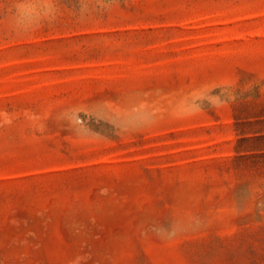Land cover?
I'll list each match as a JSON object with an SVG mask.
<instances>
[{
	"label": "rangeland",
	"instance_id": "obj_1",
	"mask_svg": "<svg viewBox=\"0 0 264 264\" xmlns=\"http://www.w3.org/2000/svg\"><path fill=\"white\" fill-rule=\"evenodd\" d=\"M0 264H264V0H0Z\"/></svg>",
	"mask_w": 264,
	"mask_h": 264
}]
</instances>
